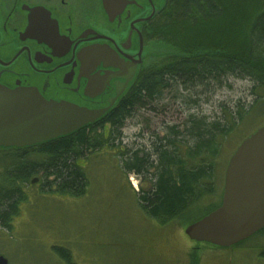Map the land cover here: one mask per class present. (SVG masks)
I'll return each mask as SVG.
<instances>
[{"label": "rangeland", "instance_id": "rangeland-1", "mask_svg": "<svg viewBox=\"0 0 264 264\" xmlns=\"http://www.w3.org/2000/svg\"><path fill=\"white\" fill-rule=\"evenodd\" d=\"M261 6L252 5L250 10L237 13L238 34L241 24V30L245 29L242 18H250ZM232 14L225 12L229 17ZM167 21L163 19L158 25H164L168 31L181 29L188 23L195 27L198 23L193 16L187 21L179 16L171 19L173 23ZM230 25L222 21L202 25L196 42H155L149 47L153 51L151 64L156 66L185 49L225 47L223 32ZM252 87L246 78L229 77L224 87L207 93L200 91L197 101L186 90H170L163 101L155 102L150 110H140L126 121L123 146L117 150L102 149L88 159L79 160L88 178L84 194L44 191L37 181L27 184L26 200L19 202V213L12 216L10 227L0 225V255L7 258L8 264H264V254L260 253L264 249V228L231 248L197 242L185 232L193 219L219 205L229 159L245 138L264 126V100L255 103ZM238 110L244 117L220 141L215 159L216 191L205 196L189 215L166 223L147 214L136 191L151 186L155 168L151 167L144 175L128 172L123 161L128 155L123 152L141 146L146 147L141 154L150 152L149 138L153 139L155 133L170 135L173 130L169 126H176L180 133L176 139L183 152L190 116L224 121L231 120L230 112ZM4 166L0 161V172ZM37 177L40 178L33 176ZM54 247L68 249L71 263L55 252Z\"/></svg>", "mask_w": 264, "mask_h": 264}, {"label": "trees", "instance_id": "trees-1", "mask_svg": "<svg viewBox=\"0 0 264 264\" xmlns=\"http://www.w3.org/2000/svg\"><path fill=\"white\" fill-rule=\"evenodd\" d=\"M263 1L219 0L216 6L206 11L196 8L198 0H188L179 14L167 22L175 20L177 16L186 21L193 16L198 25L191 27L187 22V25L175 31H168L164 25H159L161 40L184 44L196 42L200 26L222 21L231 24L223 32L225 47L185 49L140 76L137 86L126 94L120 105L105 115L104 120L87 124L65 136L26 146L23 150L0 154V161L5 165L0 172V225L10 227L12 216L19 213V202L26 200L24 187L32 183L33 176H40L37 182L44 191L84 194L88 178L79 160L88 159L92 153L102 149L117 150L123 146L126 121L140 110H150L155 102L163 101L172 89L186 90L190 95H195L190 98L197 101L200 91L207 93L224 87L229 77L246 78L253 84L251 93L255 95V103L264 100ZM252 5L263 6L254 10L250 18H242L245 29L241 30V24L238 34V30L235 31L240 23L237 13L250 10ZM228 11L233 12L231 17L225 15ZM199 12L201 16H197ZM230 113L231 120L225 118L224 121H208L205 117L196 119L190 116V124L184 134L183 152L179 150V140L176 139L180 135L176 126L168 127L173 130L170 135L158 136L155 133L153 139L149 138L152 147L150 152L143 151L141 154V150L146 149L143 146L123 152L128 155L122 158L128 172L144 175L151 167L155 168L151 186L136 191L139 203L147 214L166 223L173 218L189 215L205 196L216 191L215 159L220 141L244 117L240 110ZM107 124L109 129L106 133L104 126ZM53 249L71 263L68 249Z\"/></svg>", "mask_w": 264, "mask_h": 264}, {"label": "flooded vegetation", "instance_id": "flooded-vegetation-1", "mask_svg": "<svg viewBox=\"0 0 264 264\" xmlns=\"http://www.w3.org/2000/svg\"><path fill=\"white\" fill-rule=\"evenodd\" d=\"M187 1L0 0V87L109 107L91 124L100 122L154 68L149 47L162 41L158 23ZM218 1L198 0L196 8L208 11ZM25 147L0 145V154Z\"/></svg>", "mask_w": 264, "mask_h": 264}, {"label": "water", "instance_id": "water-1", "mask_svg": "<svg viewBox=\"0 0 264 264\" xmlns=\"http://www.w3.org/2000/svg\"><path fill=\"white\" fill-rule=\"evenodd\" d=\"M109 107L89 109L46 99L31 89L0 87V145L30 146L73 133ZM264 228V126L245 138L229 159L221 204L185 232L197 242L235 245ZM0 264L8 260L0 255Z\"/></svg>", "mask_w": 264, "mask_h": 264}]
</instances>
